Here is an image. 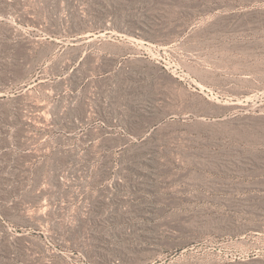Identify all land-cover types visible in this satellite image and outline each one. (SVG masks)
<instances>
[{
    "label": "rangeland",
    "instance_id": "obj_1",
    "mask_svg": "<svg viewBox=\"0 0 264 264\" xmlns=\"http://www.w3.org/2000/svg\"><path fill=\"white\" fill-rule=\"evenodd\" d=\"M0 264H264V0H0Z\"/></svg>",
    "mask_w": 264,
    "mask_h": 264
}]
</instances>
